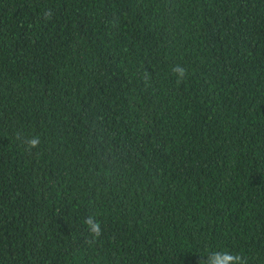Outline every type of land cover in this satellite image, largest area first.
I'll use <instances>...</instances> for the list:
<instances>
[{
    "label": "trees",
    "instance_id": "1",
    "mask_svg": "<svg viewBox=\"0 0 264 264\" xmlns=\"http://www.w3.org/2000/svg\"><path fill=\"white\" fill-rule=\"evenodd\" d=\"M212 252L264 264V0H0V264Z\"/></svg>",
    "mask_w": 264,
    "mask_h": 264
},
{
    "label": "clouds",
    "instance_id": "2",
    "mask_svg": "<svg viewBox=\"0 0 264 264\" xmlns=\"http://www.w3.org/2000/svg\"><path fill=\"white\" fill-rule=\"evenodd\" d=\"M171 70L180 79L185 75V69L180 65H174ZM27 143L30 148H37L40 143V138L38 136L32 137ZM83 223L87 226L93 238H98L102 235V226L96 217L88 216L84 219ZM204 264H246V261L239 255H233L227 252H212Z\"/></svg>",
    "mask_w": 264,
    "mask_h": 264
}]
</instances>
